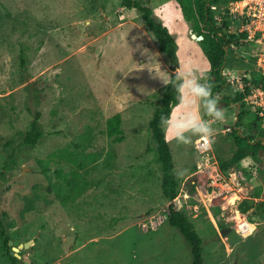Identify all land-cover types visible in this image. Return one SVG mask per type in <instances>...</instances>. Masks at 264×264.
<instances>
[{
    "label": "rangeland",
    "instance_id": "obj_1",
    "mask_svg": "<svg viewBox=\"0 0 264 264\" xmlns=\"http://www.w3.org/2000/svg\"><path fill=\"white\" fill-rule=\"evenodd\" d=\"M149 4L177 39L185 80L194 73L197 83L207 81L210 62L191 23L172 0ZM159 46L141 12L122 0H0V216L8 211L12 240L28 242L19 246L23 262L191 264V246L176 227L167 219L150 224L169 202L149 125L167 86L161 78L170 79ZM255 59V47L230 46L225 66ZM223 103L217 120L189 88L178 95L165 125L181 181L177 199L203 238V264H264V217L252 213L253 221L239 208L245 198L264 199V186L254 193L263 179L252 181L237 164L221 167L237 148L223 130L237 107ZM117 112L122 140L108 133ZM34 122L42 135L24 143ZM181 124L212 129L209 153L199 147L203 134ZM221 175L227 180L216 186ZM241 222L255 227L246 235ZM10 262L0 245V264Z\"/></svg>",
    "mask_w": 264,
    "mask_h": 264
},
{
    "label": "trees",
    "instance_id": "obj_2",
    "mask_svg": "<svg viewBox=\"0 0 264 264\" xmlns=\"http://www.w3.org/2000/svg\"><path fill=\"white\" fill-rule=\"evenodd\" d=\"M122 1L125 6L137 8L141 12L149 29L157 38L160 49L168 55L170 67L176 70L179 67L177 40L170 31L169 26L155 15L153 7L149 4V0ZM219 1L221 0H172L173 4L183 13L185 20L191 23L193 33H196V39L202 44L210 62L207 81L201 80L199 83L210 87L211 98H218L217 108L222 100L227 102L226 105L241 103V110L238 115V121L236 122L237 126L234 125V123L231 124L233 127L232 130L229 131L237 148L230 157L221 158V167L227 170L233 164H237L244 169L245 173L252 181L255 179L256 181H258V179H263V182H257L254 191L257 196H260L264 186V156L260 155V149H264V134L262 131L256 130V126L253 123H247V113L243 110L245 104L241 94L225 95L222 100L219 96L220 92L226 89V80L222 75V68L225 64L227 53L226 46H234L237 49H242L244 47L248 48L251 46L250 39L245 32L240 35L232 33L228 36L226 24H223V21H219L215 18V14L210 7L213 2ZM178 74L183 76L176 71L170 72V79L161 97L160 105L155 110L149 125L158 144V160L160 161L163 174L161 177L162 190L165 197L169 200L166 210H164L165 220L167 219L172 226L176 227L190 244L192 251L191 264H203V238L196 229L194 222L180 206L177 199L181 181L175 170L176 166L173 152L165 129V125L171 117L173 107L178 101V95L182 90V88L178 87L181 83L177 78ZM254 120H258L256 115ZM121 122L122 118L120 112L115 113L108 120V133L118 140L124 138ZM248 125L250 129L247 130ZM37 126L38 124L34 122L32 129L27 131L23 139L24 143L35 144L41 137V131L38 130ZM254 168L259 170L260 178L255 177L253 173ZM196 183L195 176L187 182L188 190L191 193L196 192ZM239 208L246 212L253 221L256 220V217L253 216L254 214L258 217H264V199H260L256 203V201L251 198H245L240 202ZM251 209H253L252 212ZM215 213L220 219L221 216L218 215L219 212L216 209ZM252 213L254 214L252 215ZM6 214L8 215L9 213L4 210L0 216V245L7 250V255L9 260H11L10 264H27L17 255L11 253V223L6 218ZM219 223L224 225L223 222L219 221Z\"/></svg>",
    "mask_w": 264,
    "mask_h": 264
},
{
    "label": "built area",
    "instance_id": "obj_3",
    "mask_svg": "<svg viewBox=\"0 0 264 264\" xmlns=\"http://www.w3.org/2000/svg\"><path fill=\"white\" fill-rule=\"evenodd\" d=\"M210 7L215 18L226 24L228 36L232 33L240 35L245 32L250 39L252 49L255 47L256 59L252 66L241 69L226 68V66L222 68L226 89L220 92V96L222 98L225 95L241 94L245 106L254 110L258 118V127L264 134V0H221L212 3ZM223 130L225 133L231 131L232 125L224 127ZM199 143L201 151L209 153V148L212 147L209 136L202 135ZM205 161L208 162L209 157ZM215 162L213 163L217 166L215 170H218L220 166L217 161ZM222 177L223 180H221ZM216 179L221 182L227 180L223 175L213 178L212 182L216 186ZM164 210L150 219L152 226L165 220ZM243 224L244 222H241V226ZM145 226L148 229L147 222Z\"/></svg>",
    "mask_w": 264,
    "mask_h": 264
},
{
    "label": "clouds",
    "instance_id": "obj_4",
    "mask_svg": "<svg viewBox=\"0 0 264 264\" xmlns=\"http://www.w3.org/2000/svg\"><path fill=\"white\" fill-rule=\"evenodd\" d=\"M229 47L230 46H226V49L228 50ZM224 66H225V64H224ZM194 75H195L194 73L190 74L189 78L187 80H185V78L183 76H180L178 74L177 78H178V80L181 81V83L179 84L178 87L179 88H185V87L189 88L192 93H194L197 97L201 98L204 101L205 107L207 108V111L209 112L210 115H212L217 120H223V118H224L223 114L217 108V99L218 98L217 99L211 98L210 87L206 86V85H203V84H200V83H197L196 80L193 79ZM161 79L163 80L165 85L168 84V82L166 80H164L163 78H161ZM219 96H220V94H219ZM220 99L222 100L223 97L221 98V96H220ZM221 102H224L222 106L227 104L226 101L222 100ZM232 105L237 107V103H232ZM234 116H235V112H234ZM236 119H237V117H236ZM234 125H236V124H234ZM177 127L180 128V129H189V128H191V130H193L194 132L201 133V134L206 135V136H211L212 135V129L210 127H208L206 124H201V125L181 124V125H177ZM180 139L183 140L184 137L181 135Z\"/></svg>",
    "mask_w": 264,
    "mask_h": 264
},
{
    "label": "water",
    "instance_id": "obj_5",
    "mask_svg": "<svg viewBox=\"0 0 264 264\" xmlns=\"http://www.w3.org/2000/svg\"><path fill=\"white\" fill-rule=\"evenodd\" d=\"M193 34L195 37L197 36L196 33H193ZM240 110H241V103H238L237 104V112L239 113ZM237 120H238V118L235 120L234 124H236ZM260 155L264 156V149H260ZM226 231H227V228L222 229L223 234H226ZM10 244H14L13 249L11 250V253L18 255L19 257H21V254L19 253V249H20L19 246H23V245L28 246V242L22 243L19 240H12V239L10 240Z\"/></svg>",
    "mask_w": 264,
    "mask_h": 264
},
{
    "label": "bare ground",
    "instance_id": "obj_6",
    "mask_svg": "<svg viewBox=\"0 0 264 264\" xmlns=\"http://www.w3.org/2000/svg\"><path fill=\"white\" fill-rule=\"evenodd\" d=\"M245 230L244 234H249L253 228L255 227L254 223L252 222H244L243 226H242Z\"/></svg>",
    "mask_w": 264,
    "mask_h": 264
},
{
    "label": "flooded vegetation",
    "instance_id": "obj_7",
    "mask_svg": "<svg viewBox=\"0 0 264 264\" xmlns=\"http://www.w3.org/2000/svg\"><path fill=\"white\" fill-rule=\"evenodd\" d=\"M238 115H239V113L237 112V109H236V111H235V116L238 118ZM247 120V123L249 122V124H251V123H253L255 126H256V130H260L259 129V127H258V122L257 121H255L254 120V118H250V115L247 113V118H246Z\"/></svg>",
    "mask_w": 264,
    "mask_h": 264
},
{
    "label": "crops",
    "instance_id": "obj_8",
    "mask_svg": "<svg viewBox=\"0 0 264 264\" xmlns=\"http://www.w3.org/2000/svg\"><path fill=\"white\" fill-rule=\"evenodd\" d=\"M175 6V5H174ZM166 24V23H165ZM171 31V30H170ZM172 32V31H171ZM175 36V35H174ZM176 38V37H175ZM177 40V39H176ZM158 41V40H157ZM160 47V46H159ZM161 50V49H160ZM161 52H163L164 53V51H162L161 50ZM165 54V53H164ZM167 55V54H166ZM165 55V56H166ZM168 57V55L166 56V58ZM168 60H169V64H168V61H165V65H166V67L169 69V71L170 72H172V71H176V72H178V73H180L181 75H183L184 76V74L183 73H181V71H180V69H179V67L176 69V70H173L171 67H170V59H169V57H168ZM179 70V71H178ZM189 72V71H188ZM195 80H197V79H195Z\"/></svg>",
    "mask_w": 264,
    "mask_h": 264
}]
</instances>
